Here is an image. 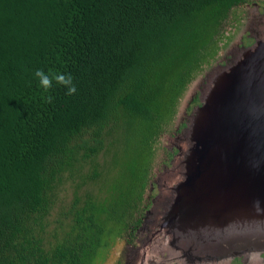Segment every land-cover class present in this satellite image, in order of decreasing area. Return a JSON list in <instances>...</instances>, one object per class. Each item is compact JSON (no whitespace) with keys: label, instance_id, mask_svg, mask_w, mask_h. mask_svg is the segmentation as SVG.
Listing matches in <instances>:
<instances>
[{"label":"trees","instance_id":"1","mask_svg":"<svg viewBox=\"0 0 264 264\" xmlns=\"http://www.w3.org/2000/svg\"><path fill=\"white\" fill-rule=\"evenodd\" d=\"M245 2L0 0V264H96L137 225L152 144Z\"/></svg>","mask_w":264,"mask_h":264},{"label":"water","instance_id":"2","mask_svg":"<svg viewBox=\"0 0 264 264\" xmlns=\"http://www.w3.org/2000/svg\"><path fill=\"white\" fill-rule=\"evenodd\" d=\"M253 40L210 77L161 176L170 197L148 242L163 233L182 264L264 251V30Z\"/></svg>","mask_w":264,"mask_h":264},{"label":"rangeland","instance_id":"3","mask_svg":"<svg viewBox=\"0 0 264 264\" xmlns=\"http://www.w3.org/2000/svg\"><path fill=\"white\" fill-rule=\"evenodd\" d=\"M263 30L264 0H246L244 4L231 11L223 25L216 57L204 65L187 84L178 98L171 121L152 144L151 169L147 176L148 181L143 191L139 214L136 215L137 225L131 231H126L121 237L114 239L110 247L103 251V258L96 264H120L121 262V264H141L142 262L145 264H182L180 261L163 262L165 259L162 257L166 253L173 255L167 248V238L163 233H157L148 242L150 233L170 197V193L163 187L168 184V180H163L161 176L176 164V138L184 136L182 131L186 127L192 109L198 105L200 96L205 92L210 77L220 67L233 60L241 48L250 46L253 39L259 37ZM111 183L112 180L109 179L108 184ZM91 187L93 195L100 191L98 196H104L101 185L96 183ZM71 193L70 185L60 188L49 216L50 232L56 228L54 223L59 217L60 210L71 200ZM122 255L125 259L123 258L120 262Z\"/></svg>","mask_w":264,"mask_h":264},{"label":"flooded vegetation","instance_id":"4","mask_svg":"<svg viewBox=\"0 0 264 264\" xmlns=\"http://www.w3.org/2000/svg\"><path fill=\"white\" fill-rule=\"evenodd\" d=\"M254 247H255V249L258 248V246H256V245ZM248 248H246V249H248ZM244 250L245 249H240L239 252H242ZM170 252L172 253V251H170ZM168 253H166L165 256L162 257V259H165L163 262H169V261H175V260L177 261L178 260L176 258V253L173 252V255H171L170 253L168 255ZM123 258L125 259L124 255H122L120 262L122 261ZM195 264H264V251H255V250H254V252L248 251V252L238 254L232 258H220V259L215 258L214 260L206 262V263H195Z\"/></svg>","mask_w":264,"mask_h":264},{"label":"clouds","instance_id":"5","mask_svg":"<svg viewBox=\"0 0 264 264\" xmlns=\"http://www.w3.org/2000/svg\"><path fill=\"white\" fill-rule=\"evenodd\" d=\"M34 75L39 80V86L42 87L45 92L52 87L53 80L67 89L66 95H75L77 92L74 78L70 73H52L51 70L48 73H45L43 70H37ZM44 99L46 102L51 103L53 97L49 95L44 97Z\"/></svg>","mask_w":264,"mask_h":264}]
</instances>
